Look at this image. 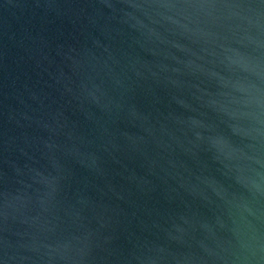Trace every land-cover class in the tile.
<instances>
[{
    "label": "water",
    "instance_id": "obj_1",
    "mask_svg": "<svg viewBox=\"0 0 264 264\" xmlns=\"http://www.w3.org/2000/svg\"><path fill=\"white\" fill-rule=\"evenodd\" d=\"M0 264H264V0H0Z\"/></svg>",
    "mask_w": 264,
    "mask_h": 264
}]
</instances>
